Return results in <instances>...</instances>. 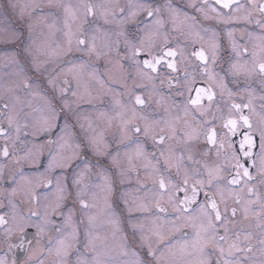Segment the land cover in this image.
I'll return each instance as SVG.
<instances>
[{"label": "snow or ice", "instance_id": "6c2138e0", "mask_svg": "<svg viewBox=\"0 0 264 264\" xmlns=\"http://www.w3.org/2000/svg\"><path fill=\"white\" fill-rule=\"evenodd\" d=\"M37 15L46 59L6 54L22 79L0 95L9 250L34 240L23 264H264V0H0L3 42L21 39L12 16L31 36Z\"/></svg>", "mask_w": 264, "mask_h": 264}, {"label": "flooded vegetation", "instance_id": "af4514ba", "mask_svg": "<svg viewBox=\"0 0 264 264\" xmlns=\"http://www.w3.org/2000/svg\"><path fill=\"white\" fill-rule=\"evenodd\" d=\"M16 2L17 3H21V4L26 3L24 0H16ZM71 2L74 3L75 0H71ZM244 2H246V0H244ZM9 15L11 16V13H9ZM38 17H39V22L41 24L45 25L43 19L39 15H38ZM35 18L36 17H34L31 20L32 27L35 26V22L37 21V18L36 19ZM16 19L17 18L15 16H12L14 27H15ZM240 26L242 27V25H240ZM45 27H46V25H45ZM130 33H132L134 35V31L132 30L131 26H130ZM10 50H16V52L18 53V57L17 58L20 60L21 64L24 65L26 63V67L30 68V65H29L30 62H24V61H22V59H20L21 50L18 47L17 43H9V44L0 43V62H1V66L3 67L4 72L5 71H11V70H12V72L14 71L13 70L14 68L12 69V67H10L9 64H12L13 66H15V65L13 63H11L9 56L6 55V54H10L11 53ZM65 59H67V58H65ZM15 70H16V66H15ZM58 71H59V62L58 61L49 63L48 70H47V72L44 73V76H47L49 74L55 76ZM30 74H32V73L30 72ZM21 79H22L21 77H17L16 76L15 77L14 86L19 85ZM63 79H64V76L61 75L59 77V81L62 83ZM36 83L40 84V88L43 91H46L49 95L52 94V89L47 86L46 80H44L43 78H40L38 80L36 78V76L33 75V84L35 85ZM2 94H3V91L0 90V95H2ZM17 94L20 96V98L22 100H24L25 105L27 104V102L29 100H31L32 106L34 104L33 107L41 106L44 103V100L42 98H40L39 96H37V97L29 96L22 88H18ZM237 102H239V97L237 98ZM105 104L109 105V107H110V101H105ZM109 107L101 108L100 110L101 111H108ZM28 110L29 109L26 107L25 111H28ZM84 115L89 116L97 124H101V120H100V117H99L98 113L91 112V113H85ZM101 127H102V124H101ZM0 143H2V141H0ZM25 168L27 169V165H25ZM92 179H94V177ZM0 201H2L4 204L7 203V201L3 198V196H0ZM98 203H99V206L97 208H94L93 211L96 212V213H100V220L98 221L97 229H98L100 235L104 236L105 234L110 232V228L104 222V216L101 213V208L103 207V201H99ZM121 207H122V205H121ZM33 233H34V230H30L29 237H31V235ZM118 239L119 238H117V240ZM11 242L13 244H19L20 243V234L19 233L15 234L12 237ZM42 243L46 244L47 243V238H45V240L42 241ZM115 243L116 242H113V244H115ZM25 249L13 248V249L9 250L7 243L3 241L2 230H0V256H5L6 255L9 264H12V262L14 260L17 262V264H23V261H25L30 254L33 255L34 257H39V255H40L39 249L37 248L34 240H33L31 245H28L27 243H25ZM113 254H115V251H114ZM49 259H54V258L49 257ZM46 264H47V261H46Z\"/></svg>", "mask_w": 264, "mask_h": 264}, {"label": "rangeland", "instance_id": "374dc122", "mask_svg": "<svg viewBox=\"0 0 264 264\" xmlns=\"http://www.w3.org/2000/svg\"><path fill=\"white\" fill-rule=\"evenodd\" d=\"M24 1L27 2V0H24ZM36 18H37V21L35 22V26L32 27L31 36H29L27 22L25 20H20L17 18L15 22V27H14L13 20L11 22V27L16 29L17 32L21 34V39L20 41L17 42V45L21 50L20 59H22V61L24 62H30L29 65H31L33 57H39L41 60L46 59V57L41 55V50L44 49L48 43L51 42L49 39L46 38L47 33H48L47 27H45L44 24H41L39 22L38 15L36 16ZM6 38H10V37H6L2 32H0V43L4 44L5 42L3 41ZM6 44H9V43H6ZM26 46H30L29 52L27 53L24 50ZM10 51L12 53L13 51H16V50H10ZM24 65L26 66V63ZM9 66L12 67V69L14 68L13 69L14 71L12 72L11 70V71L4 72L3 67L1 66V62H0V90L1 91H4V88L8 87L9 85L14 86L15 84L14 83L15 77H16V75L14 74L16 72L15 66H13L12 64H9Z\"/></svg>", "mask_w": 264, "mask_h": 264}]
</instances>
